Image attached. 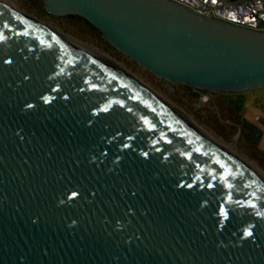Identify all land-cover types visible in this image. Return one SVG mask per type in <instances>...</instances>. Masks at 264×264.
I'll return each instance as SVG.
<instances>
[{
  "label": "water",
  "instance_id": "95a60500",
  "mask_svg": "<svg viewBox=\"0 0 264 264\" xmlns=\"http://www.w3.org/2000/svg\"><path fill=\"white\" fill-rule=\"evenodd\" d=\"M40 1L172 83L264 86V31L169 0ZM0 264H264V173L141 73L0 4Z\"/></svg>",
  "mask_w": 264,
  "mask_h": 264
},
{
  "label": "rangeland",
  "instance_id": "374dc122",
  "mask_svg": "<svg viewBox=\"0 0 264 264\" xmlns=\"http://www.w3.org/2000/svg\"><path fill=\"white\" fill-rule=\"evenodd\" d=\"M19 11L36 18L40 23L84 42L144 75L192 117L204 124L218 139L252 162L264 173V124L255 119L258 114L264 120V86L239 93L217 92L172 83L159 78L107 43L98 31L90 29L78 19L53 16L40 0H6ZM38 1V2H37ZM246 121H245V120ZM250 128L259 146L249 139Z\"/></svg>",
  "mask_w": 264,
  "mask_h": 264
},
{
  "label": "built area",
  "instance_id": "2783aa9c",
  "mask_svg": "<svg viewBox=\"0 0 264 264\" xmlns=\"http://www.w3.org/2000/svg\"><path fill=\"white\" fill-rule=\"evenodd\" d=\"M199 15L264 31V0H169ZM255 119L259 120L256 116Z\"/></svg>",
  "mask_w": 264,
  "mask_h": 264
},
{
  "label": "bare ground",
  "instance_id": "6f19581e",
  "mask_svg": "<svg viewBox=\"0 0 264 264\" xmlns=\"http://www.w3.org/2000/svg\"><path fill=\"white\" fill-rule=\"evenodd\" d=\"M0 4H1L2 7H4V8L7 9V10H9L10 12H12V13H14V14H16V15H18V16H20V17L26 19V20H28L30 23L35 24V25H37V26H39V27L45 29L46 31H49V32L52 33V34H57V35H60V36H62V37H65V38H71V37H69V36H67V35L62 34V33L59 32V31H56L55 29H52L51 27L47 26L46 24H45V25L42 24V22L40 23L36 18L32 17L31 15H28V14H26L25 12H22V11L16 10L17 8H16V9L12 8V7L9 5V3H7L6 0H0ZM71 39H73V38H71ZM73 40L76 41V42H80V41L75 40V39H73ZM94 47H95V46H94ZM219 140H220V139H219ZM220 141H221V140H220ZM228 146L232 148L231 145H228ZM232 149H233V148H232ZM242 157H243V156H242ZM243 158H244V157H243ZM244 159L247 160V161H248L249 163H251L252 165H254V164H253L252 162H250L248 159H246V158H244ZM254 166H255V165H254Z\"/></svg>",
  "mask_w": 264,
  "mask_h": 264
},
{
  "label": "crops",
  "instance_id": "0c3cea01",
  "mask_svg": "<svg viewBox=\"0 0 264 264\" xmlns=\"http://www.w3.org/2000/svg\"><path fill=\"white\" fill-rule=\"evenodd\" d=\"M255 117L256 116H258L259 117V121L261 122V123H263L264 124V120L263 119H261V117L258 115V114H255L254 115ZM245 120V119H244ZM246 121V120H245ZM249 129V139H250V141L253 143V144H255V145H257V146H259L260 144H258L257 142H256V140H255V134L253 133V131L250 129V128H248ZM261 134H264V131L261 133ZM257 138V137H256ZM261 146V145H260Z\"/></svg>",
  "mask_w": 264,
  "mask_h": 264
},
{
  "label": "trees",
  "instance_id": "16d2710c",
  "mask_svg": "<svg viewBox=\"0 0 264 264\" xmlns=\"http://www.w3.org/2000/svg\"><path fill=\"white\" fill-rule=\"evenodd\" d=\"M34 1H36V0H34ZM68 17L69 18H73V19H78V21L86 24V26H88L90 29H93V30L97 31V29L91 23H89L88 21H86L84 18H82L79 15H68Z\"/></svg>",
  "mask_w": 264,
  "mask_h": 264
},
{
  "label": "snow or ice",
  "instance_id": "6c2138e0",
  "mask_svg": "<svg viewBox=\"0 0 264 264\" xmlns=\"http://www.w3.org/2000/svg\"><path fill=\"white\" fill-rule=\"evenodd\" d=\"M249 235H250V233H249Z\"/></svg>",
  "mask_w": 264,
  "mask_h": 264
}]
</instances>
